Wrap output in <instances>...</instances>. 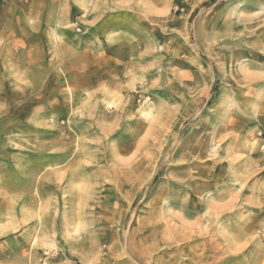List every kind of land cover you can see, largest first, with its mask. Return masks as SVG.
<instances>
[{
  "label": "rangeland",
  "instance_id": "rangeland-1",
  "mask_svg": "<svg viewBox=\"0 0 264 264\" xmlns=\"http://www.w3.org/2000/svg\"><path fill=\"white\" fill-rule=\"evenodd\" d=\"M0 264H264V0H0Z\"/></svg>",
  "mask_w": 264,
  "mask_h": 264
},
{
  "label": "bare ground",
  "instance_id": "bare-ground-1",
  "mask_svg": "<svg viewBox=\"0 0 264 264\" xmlns=\"http://www.w3.org/2000/svg\"><path fill=\"white\" fill-rule=\"evenodd\" d=\"M170 230H171V233H172V229L170 228ZM213 250V249H212ZM212 252V251H211ZM198 258V257H197ZM217 262V261H216ZM197 263V262H196Z\"/></svg>",
  "mask_w": 264,
  "mask_h": 264
}]
</instances>
